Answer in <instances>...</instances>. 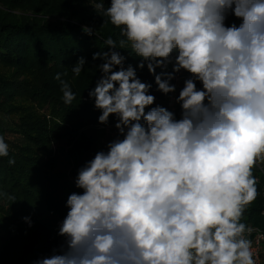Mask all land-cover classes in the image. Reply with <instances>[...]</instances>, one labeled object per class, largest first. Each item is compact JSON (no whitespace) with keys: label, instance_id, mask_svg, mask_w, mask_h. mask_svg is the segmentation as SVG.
Instances as JSON below:
<instances>
[{"label":"clouds","instance_id":"obj_1","mask_svg":"<svg viewBox=\"0 0 264 264\" xmlns=\"http://www.w3.org/2000/svg\"><path fill=\"white\" fill-rule=\"evenodd\" d=\"M108 4L92 7L126 37L119 49L130 42L139 58L125 67L111 37L108 51L93 54L103 63L88 95L100 124L116 118L118 136L78 170L82 193L67 198L59 254L34 264H256L252 229L241 221L259 195L253 170L264 163V0ZM85 64L78 59L74 76ZM145 67L165 95L176 93V74L188 73L174 98L179 118L153 106L152 84L137 74ZM61 75L71 105L76 96ZM8 156L0 135V157Z\"/></svg>","mask_w":264,"mask_h":264},{"label":"trees","instance_id":"obj_2","mask_svg":"<svg viewBox=\"0 0 264 264\" xmlns=\"http://www.w3.org/2000/svg\"><path fill=\"white\" fill-rule=\"evenodd\" d=\"M108 2H104L105 8L109 6ZM92 5L89 0H0V64L40 73L43 80L42 93L65 108L66 118L70 122H56L52 126L48 145L52 146L54 142L71 146L68 156L79 169L91 160L97 151L107 150L109 141L106 128L116 129L114 116L110 117L107 125L98 122L101 113L94 107V99L88 95L101 76L99 65L103 63L101 59L93 60V54L108 51L105 40L111 37L117 42V50L127 58L125 67L128 64L135 67L139 62L130 42L125 44L124 49H119V41L126 40V37L121 35L119 28L110 23H103L107 17L97 14ZM83 26L92 27L96 34H85L82 31ZM81 57L85 59L86 64L77 77L71 67ZM159 71L160 69H157V72ZM168 71H171V65ZM57 73L62 74L61 79L66 81L75 93L76 99L71 105L63 102L60 81L55 79ZM137 74L143 82L152 84L150 94L156 98L153 106L166 107L174 111L179 118L180 105L174 103L173 108L169 107L172 94L165 95L157 90L154 77L146 67L143 70L138 69ZM176 79L177 74L171 81L177 87L175 96L183 87V81L177 83ZM3 82L5 80L0 78V83ZM0 135L5 139L1 123ZM10 158L13 159L10 154L8 157H0V176L3 180L13 181V167L8 163ZM253 171L258 180L259 195L246 210L241 221L252 229L248 234L251 240L255 237L253 231L256 229L264 232V163L258 164ZM60 193L61 187L55 183L49 196L60 199ZM60 207L59 205L58 208ZM63 215L64 213L59 212V218L62 220L65 218ZM18 234L19 232H11L7 239L0 235V264H28L17 259L13 253L18 252Z\"/></svg>","mask_w":264,"mask_h":264},{"label":"rangeland","instance_id":"obj_3","mask_svg":"<svg viewBox=\"0 0 264 264\" xmlns=\"http://www.w3.org/2000/svg\"><path fill=\"white\" fill-rule=\"evenodd\" d=\"M233 22L239 24L229 17L227 23ZM177 75L184 81L188 73L182 71ZM0 78L5 80L0 83V123L9 154L15 160L13 181L0 176V235L7 239L11 232H19L18 252L13 253L17 259L34 264L54 250L59 254L64 243V237L58 235L63 221L59 212L66 216L68 196L82 193L75 185L79 168L68 156L71 146L54 142L48 145L52 126L69 121L65 108L42 93L40 73L0 64ZM106 133L109 142L118 136L114 128H106ZM55 183L61 187L60 199L49 196ZM9 196H15V201ZM25 217L30 219L31 226Z\"/></svg>","mask_w":264,"mask_h":264},{"label":"built area","instance_id":"obj_4","mask_svg":"<svg viewBox=\"0 0 264 264\" xmlns=\"http://www.w3.org/2000/svg\"><path fill=\"white\" fill-rule=\"evenodd\" d=\"M177 83L182 82V80L179 79L178 75H177ZM179 86V85H178ZM175 93H172V97L169 103V107L173 108V105L175 103ZM255 233V237L252 240L253 242V251L255 253V258H256V264H264V258H263V254H264V232L256 229L255 231H253Z\"/></svg>","mask_w":264,"mask_h":264}]
</instances>
